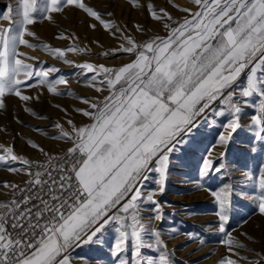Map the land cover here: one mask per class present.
<instances>
[{"label": "snow or ice", "instance_id": "6c2138e0", "mask_svg": "<svg viewBox=\"0 0 264 264\" xmlns=\"http://www.w3.org/2000/svg\"><path fill=\"white\" fill-rule=\"evenodd\" d=\"M128 3L134 9L144 8L164 34L137 41L85 0H17L16 8L9 6L0 14V20L8 21L7 26H0V110L7 107L6 97L13 96L25 105V112L45 119L27 106L40 97L25 94L26 90L39 86L60 96L58 86L68 83L64 78L50 80V74L60 69L36 70V65L26 61L37 58L20 51L21 47L37 48L25 38H36L29 26L37 23V14L51 22L53 14L66 9L81 11L95 21L88 25L91 29L99 24L122 41L113 54L130 57L118 67L76 64L66 58V52L83 53L85 49L40 46L62 63L81 69L82 75L91 74L86 86L101 95L76 97L83 106L73 112L86 122L78 125L68 118L67 127L55 123L59 134L51 139L69 145L62 155H52L28 140V145L45 158L32 161L18 155L13 147L0 145V164L8 166L10 173L28 177L24 187L3 185L21 195L0 202V264H73L71 249L102 246L101 237L109 230L115 234L111 254L117 264H173L160 230L145 223L142 206H153L147 209L154 213L147 218L149 222L163 220L156 196L166 190L177 146L186 142L199 118L213 111L216 116L229 117L218 139V145L226 149L242 128L241 114L251 98L259 103L248 129L264 146V0H190L192 7L173 3L174 10L186 14L180 19L165 7L145 5L141 0ZM133 27L137 33L147 31L139 23ZM56 38L70 37L60 34ZM34 80L37 82L32 83ZM216 105L221 106L219 111ZM56 107L69 115L66 108ZM213 149L208 150L199 169L201 179L221 173L225 167L210 158ZM251 151L255 153L257 148ZM223 158L221 152L219 159ZM15 163L22 167H12ZM151 174H155L156 189L145 193L142 187ZM244 178L246 184L241 187L248 191L239 195L253 201L264 217V163L258 174L245 172ZM233 192V186L226 184L210 193L219 208L214 231L221 234L227 252L220 264H264V256L255 262L241 256L245 245L228 231ZM171 232L175 234L177 229ZM199 243L204 245L205 241L200 239ZM144 249L158 255L145 256ZM84 264L90 262L85 260Z\"/></svg>", "mask_w": 264, "mask_h": 264}, {"label": "rangeland", "instance_id": "374dc122", "mask_svg": "<svg viewBox=\"0 0 264 264\" xmlns=\"http://www.w3.org/2000/svg\"><path fill=\"white\" fill-rule=\"evenodd\" d=\"M85 3L99 11L106 20L114 21L121 28H126L128 34L137 41L146 40L155 34H164L162 27L150 20L144 8L134 9L128 0H85ZM141 3L145 5L151 3L156 8L165 7L177 19L186 14L174 10L173 3L180 7H192L190 0H171V3L169 0H141ZM9 6L16 8L17 0H0V14L4 13ZM108 13L112 15L109 16ZM36 18L37 23L29 26L30 30L36 34V38H25L37 45V48L31 50L21 47L20 51L37 58L26 61L36 65V70L47 67L60 69L59 72L50 74V80L64 78L68 83L58 86L60 96H53L47 92L46 88L39 86L26 90L25 94L40 97L39 101H30L27 106L45 119H38L25 112V105L13 96L6 97L7 107L5 110H0V145L11 146L18 155L33 161L44 157L28 145V140L39 144L49 153L66 149L68 144L51 139L52 136L59 134L54 127L55 123H65L67 127L68 118L74 119L78 125L86 122L84 118L73 112L74 108L83 106L76 97L91 98L101 95L86 86L91 74L82 75L81 69L62 63L42 51L40 46L47 44L52 48L79 47L85 49L83 53L66 52V58L76 64L87 62L118 67L129 62L130 59L125 53L113 54V50L118 48L122 41L113 38L99 24L95 30L91 29L88 25L95 21L81 11L66 9L63 13L53 14L51 22L44 20L39 14ZM136 23L144 26L147 31L137 33L133 27ZM7 25L8 21L0 20V26ZM60 34L70 38L57 39L56 37ZM105 52L110 54L105 56ZM31 82L36 83L37 81ZM258 103L256 98L247 100L241 114L242 128L233 135V140L226 149L218 145V139L224 133V125L229 117L227 115L216 116L213 111H208L199 118L198 125L193 129L192 134L185 137L186 142L178 145L177 151L173 153L165 192L156 196L161 205L163 220L149 222L147 218L153 216L154 213L147 209L153 206H142L145 209L143 212L145 223H150L151 227L160 230L161 238L167 245L173 264H220L222 258L227 255L225 247L221 244V234L214 231L219 223L216 215L219 208L210 194L211 191H217L226 184H231L234 188L229 213L230 222L227 228L236 239L245 245V250H242L240 255L248 257L253 262L264 256V217L259 214L253 201L239 195L242 190L248 191L246 187L243 189L241 187L246 184L244 173L251 171L256 175L260 164L264 163V150H262L264 146L255 141L252 132L248 129L250 118L255 114V104ZM56 105L66 108L69 115L65 116ZM214 107L219 111L221 106ZM34 129H40V131L37 132ZM252 147L257 148L255 153L251 151ZM209 149H213V155L210 158L214 163L217 166L223 163L225 167L221 173H210L201 179L199 169ZM221 152L224 153L223 160L219 159ZM11 166L22 167L19 163ZM7 167L0 164V202H9L14 195L9 189L3 187L4 183L18 184L26 176L23 173H10L6 170ZM155 178V174H151L149 180L144 182L142 190L145 193L156 189ZM197 183L202 187L196 188ZM204 188L209 191H204ZM172 228L177 229L175 234L171 232ZM244 233L247 237L242 235ZM114 235L111 230L105 232L101 237L104 241L102 246L82 245L71 249L73 264H84L85 260L90 264H96V261L100 264H117L116 257L111 254ZM200 239L205 241L204 245H200ZM143 254L155 257L158 252L144 249ZM128 257H130V252Z\"/></svg>", "mask_w": 264, "mask_h": 264}, {"label": "built area", "instance_id": "2783aa9c", "mask_svg": "<svg viewBox=\"0 0 264 264\" xmlns=\"http://www.w3.org/2000/svg\"><path fill=\"white\" fill-rule=\"evenodd\" d=\"M65 149H63V150H61V151H58V152H53V153H50V154H52V155H62L63 154V151H64ZM45 158H42V159H39V160H36V161H43ZM33 161V160H32ZM35 170V169H34ZM28 179V177L27 176H25L18 184L19 185H21L22 187H24L25 186V181ZM20 195H21V193H19V192H16V193H14V195H13V198L12 199H14V198H19L20 197Z\"/></svg>", "mask_w": 264, "mask_h": 264}, {"label": "bare ground", "instance_id": "6f19581e", "mask_svg": "<svg viewBox=\"0 0 264 264\" xmlns=\"http://www.w3.org/2000/svg\"><path fill=\"white\" fill-rule=\"evenodd\" d=\"M94 35H96V33H93Z\"/></svg>", "mask_w": 264, "mask_h": 264}]
</instances>
